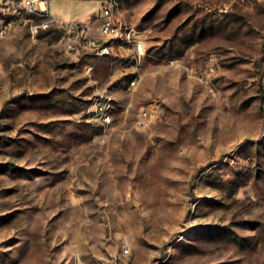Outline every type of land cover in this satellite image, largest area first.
Segmentation results:
<instances>
[{
    "label": "rangeland",
    "instance_id": "1",
    "mask_svg": "<svg viewBox=\"0 0 264 264\" xmlns=\"http://www.w3.org/2000/svg\"><path fill=\"white\" fill-rule=\"evenodd\" d=\"M99 1L0 4V264H264V0Z\"/></svg>",
    "mask_w": 264,
    "mask_h": 264
},
{
    "label": "built area",
    "instance_id": "2",
    "mask_svg": "<svg viewBox=\"0 0 264 264\" xmlns=\"http://www.w3.org/2000/svg\"><path fill=\"white\" fill-rule=\"evenodd\" d=\"M13 0H0V4H7ZM22 10H27L41 16H50L44 23L33 25L31 31L38 32L40 28H46L49 23L59 18L50 9L48 0H23ZM100 12L92 24L79 25L76 22L68 24V33L74 34L85 40L86 45L97 51L101 55H113L118 51L124 50L131 52L136 61H139L144 54V41L140 32L133 27H129L117 19L114 9L108 2L100 0ZM21 10V12H22ZM95 23H98V31L100 37L88 38V32ZM4 28L1 33L4 34ZM117 63V62H116ZM139 76L133 71L128 78L123 80V84L127 90L136 86Z\"/></svg>",
    "mask_w": 264,
    "mask_h": 264
},
{
    "label": "crops",
    "instance_id": "3",
    "mask_svg": "<svg viewBox=\"0 0 264 264\" xmlns=\"http://www.w3.org/2000/svg\"><path fill=\"white\" fill-rule=\"evenodd\" d=\"M54 12V11H53Z\"/></svg>",
    "mask_w": 264,
    "mask_h": 264
}]
</instances>
